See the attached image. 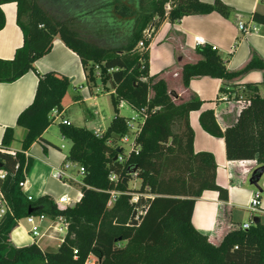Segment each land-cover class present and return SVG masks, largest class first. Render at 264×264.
Masks as SVG:
<instances>
[{
  "label": "trees",
  "instance_id": "16d2710c",
  "mask_svg": "<svg viewBox=\"0 0 264 264\" xmlns=\"http://www.w3.org/2000/svg\"><path fill=\"white\" fill-rule=\"evenodd\" d=\"M10 3L17 5L23 45L12 60L0 59V83L12 84L29 72L39 81L33 103L17 120L25 130L21 149L15 157L6 152L16 141L13 128L5 131L0 149V169L7 173L0 190L8 205L0 219V264H264L260 220L248 230L231 231L218 246L194 228L195 205L206 191L228 200V192L216 182L214 156L194 151L190 113L201 111L204 103L198 98L182 102L163 78L150 73V44L164 22L176 24L184 17L211 13L229 19L232 8L220 0H0V31L6 25L2 6ZM169 3L172 9L167 12ZM253 20L264 27V13H255ZM56 38L78 55L90 81L95 82L102 69L103 80L113 89L114 117L104 133L61 126L62 136L71 143L66 160L85 170L81 198L73 209H59L50 196L31 201L20 187L34 163L27 152L37 142L48 143L43 135L54 123L53 112H62L71 85L67 76L41 74L35 68ZM197 52L201 59L182 67L186 87L195 78L211 77L222 80V91L231 97L238 92L235 79L253 70L264 72V60L256 54L242 70L231 72L212 46ZM243 88L250 104L233 125L222 131L213 110L203 111L200 123L207 133L225 140L228 160H257L256 176L262 178L264 96L258 84ZM121 102L146 115L135 141L138 155L119 153V143L129 133L128 119L120 115ZM134 179L140 180L139 189L130 187ZM112 192L119 194L114 201ZM31 209L34 215L63 217L69 223L57 251L11 242V233Z\"/></svg>",
  "mask_w": 264,
  "mask_h": 264
},
{
  "label": "crops",
  "instance_id": "0c3cea01",
  "mask_svg": "<svg viewBox=\"0 0 264 264\" xmlns=\"http://www.w3.org/2000/svg\"><path fill=\"white\" fill-rule=\"evenodd\" d=\"M201 1L213 4L217 0ZM220 1L233 10V15L229 19L211 13L184 17L176 24L166 21L154 34L149 48L151 75H159L163 78L169 90L176 92L182 102L198 98L204 103L201 111L190 113V125L194 132V151L210 153L214 156L217 164L216 182L228 192V200H223L218 192L206 191L196 202L192 223L198 232L207 236L216 246L221 244L228 233L251 223L255 218L264 224V175L258 184L262 191L260 212L254 215L249 209L251 198L259 190L250 184L254 172L259 168L257 160H228L225 140L207 133L200 123L202 112L213 110L218 126L225 131L236 122L243 109L242 105L222 91L223 81L220 79L199 77L193 79L188 87L184 86L182 81V67L186 64H195L201 59L197 52L199 47L195 45V37H201L208 45L216 47L231 72L242 70L250 61L252 54L264 60V27L253 20L255 13H264V0ZM2 10L6 25L0 31V59L12 60L17 49L23 45V35L17 24V5L6 4L2 6ZM239 22L255 25L258 31L245 35L238 28ZM35 68L41 74L57 72L70 79L71 85L61 114L71 125L73 124L67 114L76 104L85 106L89 117L94 121L100 116V109L94 111L89 104L98 100L102 96V91H99L96 82L89 80L78 55L59 38L54 40L52 50L35 63ZM38 81L36 74L29 72L12 84L0 83V149L8 128L14 129L16 139L24 138L25 132L17 126V120L21 112L33 103ZM232 84L238 91L246 84H258L260 94L263 96L264 72L250 71L235 79ZM106 89L109 90V87L107 86ZM112 93L113 89L107 92L110 99ZM113 117L114 109L108 118L106 117L107 119L104 118L105 128L94 129L93 132L104 133ZM54 119V123L43 135L48 143L44 146L37 142L27 152V156L33 158L34 163L26 178L23 191L31 201H37L44 196H50L54 202L61 198L58 199L54 190V184L58 183V180L53 174L67 161L68 153L65 152L66 147L62 144L66 140L61 134L62 121ZM54 125H58V131L53 132ZM12 150L20 149L12 146ZM69 175L71 180H68V183L80 186L78 197L73 200L77 203L81 198L82 179L77 182L79 174L76 168L70 170ZM63 186L66 187L65 184ZM49 226L50 218L47 216L42 223V233L45 236L37 242L30 235V226L24 218L11 233V242L16 247L38 244L46 251H57L61 245L57 240L60 236L56 232L47 231Z\"/></svg>",
  "mask_w": 264,
  "mask_h": 264
},
{
  "label": "built area",
  "instance_id": "2783aa9c",
  "mask_svg": "<svg viewBox=\"0 0 264 264\" xmlns=\"http://www.w3.org/2000/svg\"><path fill=\"white\" fill-rule=\"evenodd\" d=\"M171 9H172L171 4L170 3L167 4L166 5V11L169 12V11H171ZM238 28L245 35L250 34V33H255L258 31V28L255 25H252V24L246 25L244 22H239ZM150 34H151L150 31L147 32L148 36H150ZM194 41H195V45L199 48L205 47L208 45L206 43V41L201 37H195ZM139 48L143 49L144 44L140 43ZM212 48H213V50H217V48L214 46H212ZM98 75H100V74L98 73ZM244 92H245V88H242L241 94L233 93L231 97L229 95H228V97L231 98L232 100L237 101L244 108L250 104V100L246 97ZM124 103L125 102H121L120 108L122 107V105ZM134 111H136V116H133L132 118L128 119L129 133L121 141L122 143L126 144V143L131 142L130 135L133 138L131 151L126 156H130L132 153H134L135 155H138V147L135 145V141L141 132L143 123L146 120V115L144 112L137 111V110H134ZM53 117L56 119H61L63 125H71L68 120L63 119L62 114L59 113L58 111L53 112ZM98 135H100V134L98 133ZM119 150H122V152L124 153V149L121 146H119ZM6 152L11 156H14V157L16 156L15 150H8ZM118 160L120 162H122L124 160V158L122 156H120L118 158ZM73 168L77 169L78 174L80 176H82V177L84 176V174H85L84 168L80 167L78 164H75V163L67 160L62 166H60L59 168H57L55 170L53 177L56 180H58L59 182L66 183L68 180H71L69 172ZM6 175H7V173L4 170L0 169V181L4 180L6 178ZM111 179L116 180V177L112 176ZM25 184H26V182L21 183L20 187L23 189L25 187ZM118 195H119L118 193L112 192V201H114L116 196H118ZM261 198H262V193L259 190H257L254 193L253 197L251 198L249 209H250V212L254 215L256 213L260 212ZM134 201H136V198H134ZM72 203H76V202L73 201L69 195H64L57 202H55V204L57 205V207L59 209H65V208L69 207ZM7 212H8V205H7V202H6L2 192L0 190V219L3 218ZM46 219H47V215H32V216L25 218L27 224L30 226L29 233L32 236V238L37 240V242L39 240H41L42 238H44V236H45V234L42 233V223ZM19 223H20V221L18 222V225H19ZM252 225H254L253 221L251 223H247V224L242 225L241 228L243 230H248L251 228ZM68 228H69V223L65 220V218H63V217H58L56 219L50 218V226L47 229V231L56 232L60 236L58 239L53 238L52 236H49V237L52 239H57L62 243L64 240V237L66 236V234L68 232Z\"/></svg>",
  "mask_w": 264,
  "mask_h": 264
},
{
  "label": "rangeland",
  "instance_id": "374dc122",
  "mask_svg": "<svg viewBox=\"0 0 264 264\" xmlns=\"http://www.w3.org/2000/svg\"><path fill=\"white\" fill-rule=\"evenodd\" d=\"M98 73H100V76L96 77V84L99 88V91L101 90L102 93L98 100L94 101L93 103L89 104L91 109H96L99 108L100 109V116H97V121L91 119L89 117V113L88 110L85 106H81V105H74L71 110L68 112L67 116L70 118L71 122L73 125L79 126V127H84L87 128L90 131H93L94 129H104L105 128V121L104 118L107 119L108 116L111 114L112 112V104H111V99H110V95H107V92H111L112 91V86L110 85L109 81H104L103 80V70L102 69H98L97 70ZM109 87V90L106 89V87ZM242 90V89H241ZM241 90L238 91V94H241ZM262 94L264 96V88L262 89ZM180 103V102H179ZM95 111V110H94ZM120 115L129 119L132 118L133 116H136V111H134L131 106L125 102L122 107L120 108ZM107 117V118H106ZM54 129L53 132L55 130L58 131V125H54ZM23 132L24 129L22 130ZM21 138H17L16 141L14 142L13 146H16L18 149H21ZM23 139V138H22ZM132 136L130 135V143H119V146H121L124 149V153L125 155L129 154L131 151V146H132ZM62 144L66 147L65 152L69 153L70 147H71V143L69 141H63ZM80 178L82 179V176H78L77 178V182H80ZM56 181V180H55ZM54 184V190L56 191L57 195H58V199L60 197H62L65 194H68L72 200L76 199L78 197L79 191H80V186H78V184H70L68 183V181L66 183L63 182H59ZM63 184H65L66 187L63 186ZM141 185L140 180L138 179H134L131 183H130V187L131 188H137L139 189ZM111 206V204H110ZM264 223V222H263ZM53 249V248H52Z\"/></svg>",
  "mask_w": 264,
  "mask_h": 264
},
{
  "label": "water",
  "instance_id": "95a60500",
  "mask_svg": "<svg viewBox=\"0 0 264 264\" xmlns=\"http://www.w3.org/2000/svg\"><path fill=\"white\" fill-rule=\"evenodd\" d=\"M119 153H122V150H119ZM257 171H258V170H256V171L254 172V174H253V176H252V178H251V180H250V184L256 186V188L259 189L258 184H259V182H260L261 176H258V177L256 176ZM262 171H264V168H262ZM76 204H77V203H73V204H71L69 207L73 209V208L76 207ZM34 214H35V210L31 209V210L29 211V215L32 216V215H34ZM136 217H137V212H135L134 215H133V219H134V224H135V225H137V223H138L137 220H136ZM258 224H259V219H258V218H255V219H254V225H258Z\"/></svg>",
  "mask_w": 264,
  "mask_h": 264
}]
</instances>
